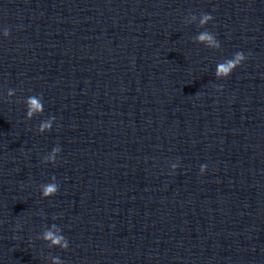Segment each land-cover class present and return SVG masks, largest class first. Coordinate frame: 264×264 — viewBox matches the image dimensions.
Returning <instances> with one entry per match:
<instances>
[{"label": "clouds", "instance_id": "9594fccd", "mask_svg": "<svg viewBox=\"0 0 264 264\" xmlns=\"http://www.w3.org/2000/svg\"><path fill=\"white\" fill-rule=\"evenodd\" d=\"M192 19H196V15H192ZM213 20V17L208 13H202L199 18V26L203 28L205 25H207L210 21ZM10 35V30L8 28H5L3 30V36L8 37ZM197 41L201 44H206L209 48H220V42L216 39L214 34L208 32V31H202L197 36ZM246 59L243 52H236L233 56V58L225 60L216 66V76L218 78H226L228 77L234 69L239 67L241 63ZM15 94L14 89H9L8 96H13ZM42 97L41 96H29L26 99V105H27V117L31 118L34 113L36 112H42L43 111V105L41 103ZM55 117H52L50 120L45 121L41 123L39 127V131L41 133L45 131H50L52 128V124ZM61 148L59 146L54 147L52 149V152L49 156L45 158V163H53L55 164L56 156L58 153H60ZM176 165H173V168H175ZM206 165H201L200 172L203 174L206 170ZM55 176L52 177V180H55ZM59 191V185L55 182L48 183L41 185V193L44 198L55 196ZM55 228L56 226L53 225ZM43 240L50 242L52 246H58L61 249L67 250L69 247L67 239L62 234H57L51 230L45 231L43 234ZM53 264H63V262L59 259V257H53Z\"/></svg>", "mask_w": 264, "mask_h": 264}]
</instances>
